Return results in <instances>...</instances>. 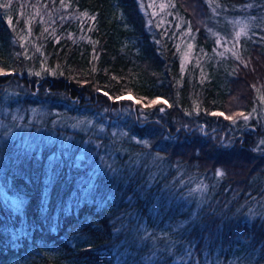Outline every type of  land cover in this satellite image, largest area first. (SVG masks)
<instances>
[{
	"label": "trees",
	"instance_id": "1",
	"mask_svg": "<svg viewBox=\"0 0 264 264\" xmlns=\"http://www.w3.org/2000/svg\"><path fill=\"white\" fill-rule=\"evenodd\" d=\"M164 2L0 0V264H264V0Z\"/></svg>",
	"mask_w": 264,
	"mask_h": 264
},
{
	"label": "rangeland",
	"instance_id": "2",
	"mask_svg": "<svg viewBox=\"0 0 264 264\" xmlns=\"http://www.w3.org/2000/svg\"><path fill=\"white\" fill-rule=\"evenodd\" d=\"M165 0H151V3L149 4V7L151 9V11L154 14H161V12H164L165 8L167 7V4L164 2ZM42 15H45L48 17V12H42ZM264 30V29H263ZM239 32H241V29H239ZM242 34V33H241ZM240 36V35H239ZM185 47L183 48V51L181 53V67L184 68L190 61L191 59V54L193 52V48L191 47L190 44H186L184 45ZM123 98L125 99H130L132 102H135V99L133 97H131L130 95H126ZM161 100H158V102H160ZM146 104V103H145ZM151 101L148 102V104L146 105H151ZM264 112V110H263ZM82 122H84V120H79V122H74V123H66L67 126H69L70 128H72L73 130L76 131H81L82 133H86L87 132V127H90V123L87 122L85 124H81ZM73 142H77V139L73 138V137H68V136H57L56 134H35L34 136H30L27 137L23 136V140L22 143L23 145L27 148V149H32V148H38L41 149L42 147L49 146L50 144H57V147L62 148L63 151H67L68 148H71L73 145ZM66 155V154H65ZM83 160H87L84 156V153H82V151L78 152L77 156L74 158V164L80 168L85 167V165H83L81 163V161ZM92 160V158L90 160H87L88 162H90ZM87 166V165H86ZM104 168L103 164H99V162L91 165V167H89L88 169V173L91 174L90 177V183L92 184V181L94 180L96 174L100 171H102V169ZM204 191V186H199V187H195L194 192L195 195L198 196L199 194L201 195V193H203ZM1 195L3 196L4 199H7L9 201H11L13 203V205H18L19 201L18 199L8 193L5 189L1 188L0 189ZM193 246V245H192ZM191 247H186L185 253L182 256H177L175 261H177V263L183 261V263H186L187 261H189V259L191 258V256L194 254L193 249H190ZM207 264H211L210 262H208Z\"/></svg>",
	"mask_w": 264,
	"mask_h": 264
},
{
	"label": "snow or ice",
	"instance_id": "3",
	"mask_svg": "<svg viewBox=\"0 0 264 264\" xmlns=\"http://www.w3.org/2000/svg\"><path fill=\"white\" fill-rule=\"evenodd\" d=\"M245 28H246V26H244V27H242L241 28V32H238L236 35L237 36H239V35H241V33H243L244 31H245ZM37 75H39V73H37ZM158 102V100L157 99H153L152 101H151V103L154 105V104H156ZM162 110V109H161ZM213 115H223V113H212ZM240 115H242L243 116V113H241ZM230 117H228V116H226L225 117V119H229ZM244 119L245 120H247L248 119V117L247 116H244ZM218 175H222V173H217Z\"/></svg>",
	"mask_w": 264,
	"mask_h": 264
}]
</instances>
